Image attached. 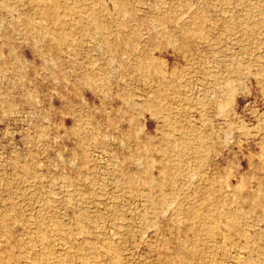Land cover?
Returning a JSON list of instances; mask_svg holds the SVG:
<instances>
[{
  "label": "rangeland",
  "instance_id": "rangeland-1",
  "mask_svg": "<svg viewBox=\"0 0 264 264\" xmlns=\"http://www.w3.org/2000/svg\"><path fill=\"white\" fill-rule=\"evenodd\" d=\"M0 264H264V0H0Z\"/></svg>",
  "mask_w": 264,
  "mask_h": 264
}]
</instances>
